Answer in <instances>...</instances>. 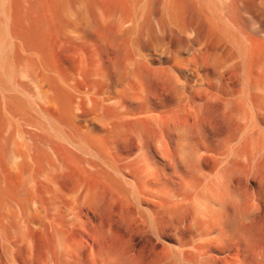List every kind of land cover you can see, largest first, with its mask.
<instances>
[{
  "label": "bare ground",
  "instance_id": "bare-ground-1",
  "mask_svg": "<svg viewBox=\"0 0 264 264\" xmlns=\"http://www.w3.org/2000/svg\"><path fill=\"white\" fill-rule=\"evenodd\" d=\"M0 264H264V0H0Z\"/></svg>",
  "mask_w": 264,
  "mask_h": 264
},
{
  "label": "rangeland",
  "instance_id": "rangeland-1",
  "mask_svg": "<svg viewBox=\"0 0 264 264\" xmlns=\"http://www.w3.org/2000/svg\"><path fill=\"white\" fill-rule=\"evenodd\" d=\"M114 228V231H115V236H117V238L121 239V238H127L128 236H132V232L131 230H126L125 228L123 227H119V226H116L114 225L113 226ZM44 247V243L43 241H39L36 245V248H37V251L38 253L41 252V250L43 249ZM83 252L86 251V246L83 245L82 249H81Z\"/></svg>",
  "mask_w": 264,
  "mask_h": 264
}]
</instances>
